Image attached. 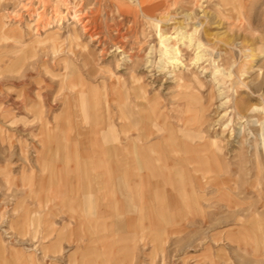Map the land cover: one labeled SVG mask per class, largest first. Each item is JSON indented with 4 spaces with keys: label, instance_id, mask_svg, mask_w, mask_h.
<instances>
[{
    "label": "rangeland",
    "instance_id": "374dc122",
    "mask_svg": "<svg viewBox=\"0 0 264 264\" xmlns=\"http://www.w3.org/2000/svg\"><path fill=\"white\" fill-rule=\"evenodd\" d=\"M0 31V264H264V0H0ZM79 76L94 96L77 98ZM129 107L153 131L142 145H214L224 162L191 172L196 220L158 245L146 209L92 170V141L111 147L109 123L123 137ZM81 131L90 142H73Z\"/></svg>",
    "mask_w": 264,
    "mask_h": 264
},
{
    "label": "bare ground",
    "instance_id": "6f19581e",
    "mask_svg": "<svg viewBox=\"0 0 264 264\" xmlns=\"http://www.w3.org/2000/svg\"><path fill=\"white\" fill-rule=\"evenodd\" d=\"M118 9L120 10L119 13L122 15H124L128 11V10H125V8H118ZM96 10H98V9H96ZM90 15L94 16L95 13H92ZM71 17H72V20H75V23H78V21L80 22L81 27H82V31L84 33H89V30H90L89 25L92 21V18L88 17V14L86 16V13H85V15L82 16L81 12L73 10V12H71ZM81 17H83V18H81ZM159 36H161V35H159ZM89 37H90L91 41H94L98 37V34H96V36H94V34L92 35V33H89ZM45 38L46 39L51 38L53 41V42L52 41L51 42H52V44H54V41L56 39V35L49 33L46 35ZM74 38L76 40V42H75L76 46L79 47V49H80L79 51L82 52V54H83V59H84L83 62L85 64L86 63L89 64L91 62H94L95 61L94 53L92 51H87V47L80 44L77 41L76 36H74ZM46 39H44V40H46ZM161 45L165 49L166 45L163 41H161ZM52 51H53V48H52ZM117 52H121V50L119 49V50H117ZM171 61L172 62H169V63H174V61H176L173 56H172ZM108 73H110L109 70H108ZM111 77H112V75H111ZM117 77H119V76H117ZM139 78H141V77H139ZM139 78L134 77L132 79L131 83L133 82L138 87L136 86L135 89L133 87L132 90H129L130 93H133L136 95L139 93V94L143 95V91L139 88V87H141V86H139L140 80H141V79L139 80ZM118 83H119V81H118ZM76 86H77V88L75 90V92H76L75 95H77L78 99L79 98L83 99L84 97H87V96L92 97L95 94V91L92 88L87 90V91L84 90V88L82 87L83 86V80H82L81 76H79L77 78ZM71 88H74V87H71ZM139 94L136 97H141ZM142 98H143V96H142ZM136 100H138V99H136ZM141 105H142V102H141ZM131 108L132 107L126 108L125 111L122 113V120L124 119L123 121H126L125 127L123 126V130H124L123 133L125 134V136H128L129 133H131V132L136 134L135 137H133L132 141L130 140L128 147L125 150L126 159L124 161V164H125V171H126V180H127V184H128L127 187H129V191L131 193V195H130L131 199L130 200H133V201L137 202L138 204L145 206L148 209L147 213L152 218L151 219L152 220L151 229H153L151 234H149L148 237L150 238L152 243L154 242L156 245H158L162 242V238L164 237V234H163V229H161V225L158 226L159 222H157V219H155V217H158L160 215H164V213L168 214L169 211L173 212L175 210L174 211L175 215H177L176 217H178V220L179 221L181 220V222L188 221L190 219H194V216H196V213L199 211L198 208H199L200 197H198L194 191V181H193V176L191 175V172L195 173V171H199V170L203 171V168H202L203 164L204 165L206 164L207 169L209 166L212 168L221 169L224 167V162L221 159V152L218 149L213 148L214 145L213 146L210 145V147L201 146L200 150H201V152L204 153V156H202L201 158H197L196 156L194 157L191 155L194 152H196L195 149H192V150L187 149L188 155H184V154L179 153L178 156L174 155L173 157L169 158L170 160L169 159H162L161 160V158L152 157L150 155L145 154L146 152L144 150H141L136 145V143L139 140L142 141L144 139L143 134L145 133V130L148 129L149 125L142 122L138 116H133L131 111H130ZM148 108H149V110L151 109L150 107H148ZM142 112H144V111H142ZM143 115H144V113H143ZM109 125H110L109 126V129H110V134H109L110 137L109 138L112 141L115 140V142H118L114 127L111 125V123H109ZM147 131H149V129ZM150 131H151V129H150ZM170 132H171V130H170ZM151 133H153V131H151ZM151 133H149V134L151 135ZM79 140H80V138H79ZM115 149L116 148H114V150H112L111 152L115 153ZM158 160H160V165L156 166L155 163ZM121 161L123 162V160L121 158H118V157L114 158V159L112 158L110 161V164H108V165L109 166H116L117 167L116 171L119 172L121 170L120 169L121 166H119ZM201 165H202V167H200ZM160 166L163 168V171L160 169ZM196 184H197V182H196ZM206 186H207V184H206ZM201 188L202 187H200V189ZM181 228L183 229V226H181ZM155 232H157V233H155Z\"/></svg>",
    "mask_w": 264,
    "mask_h": 264
},
{
    "label": "crops",
    "instance_id": "0c3cea01",
    "mask_svg": "<svg viewBox=\"0 0 264 264\" xmlns=\"http://www.w3.org/2000/svg\"><path fill=\"white\" fill-rule=\"evenodd\" d=\"M111 125L114 127V129H115V124L113 123H111ZM109 126L110 125H108V131H109V134H110V129H109ZM124 126V125H123ZM85 132H80L79 133V135H80V137L79 136H77V138H75L74 140H73V142L75 141V142H77V143H79V144H84V143H87V142H90V140H86V135L84 134ZM108 134V136H107V139H105V140H107L108 141V143H110L111 144V147L110 148H107V149H104V142H102L101 140H94V141H92V145L94 146V147H96L97 148V155H98V157H96L97 159L94 161V164H93V168H92V170H95V171H97V177H102L104 180H103V183H101L100 184V187H102L103 189L104 188H110V187H113V188H115V187H117V188H121V187H126V189H127V193H128V198H129V200L131 199L130 198V195H131V193H130V191H129V187H127L128 186V184H127V180H126V171H125V164H124V161H125V159H126V152H125V150L127 149V147H128V144L130 143V141H127V142H125V144L123 145L122 144V140L124 139V137H126L125 135L123 136V137H119V135L115 132V134H116V136H117V139H118V142H115V140L114 141H112L109 137H110V135ZM135 134V133H134ZM146 130H145V133L143 134V140L142 141H138L137 143H136V145L141 149V150H144L146 153L145 154H147V155H150V156H152V157H158V158H161V160L162 159H169V158H171V157H173L174 155L175 156H178V154L177 153H172V152H169L170 150L166 147V150H167V152L166 151H164V153H163V149H162V144L159 142H154V143H152V144H150V145H146V146H144V145H142V142H144L145 140H146ZM83 135V136H82ZM136 135V134H135ZM82 136V137H81ZM80 138V140H79V138ZM133 137H135V136H133ZM133 137H132V139H133ZM81 138H83L84 139V141L83 140H81ZM132 139H131V141H132ZM114 148H116L115 149V153H112L111 151L112 150H114ZM172 151V150H171ZM114 154V155H113ZM116 156V157H115ZM121 158L122 160H123V162L121 161L120 162V165L119 166H121V170L118 172V171H116V166H109L108 164H110V161H111V159L113 158ZM108 160V161H107ZM170 160V159H169ZM109 162V163H108ZM169 162V161H168ZM167 162V163H168ZM170 163V162H169ZM168 163V164H169ZM155 165L157 166H159L160 165V160H158L156 163H155ZM160 169L163 171V168L160 166ZM82 172V171H81ZM83 172H84V170H83ZM85 172H86V170H85ZM86 174V173H85ZM192 175V174H191ZM85 177V176H84ZM107 180H111V186H110V181H107ZM193 181H194V191H195V193H196V195L198 196V197H200V201H202V196H199V194H197V186H196V184H195V179H194V177H193ZM109 184V185H108ZM88 195V194H87ZM200 201H199V203H200ZM88 202V204H93V202L92 201H87ZM92 202V203H91ZM130 202L132 203V202H134L135 204H137V205H139V206H142V208H144V209H146V216H145V218H149V224H148V228H149V234H150V232H152V230L153 229H151V225H152V218H151V216H149V214L147 213V211H148V209L145 207V206H143V205H141V204H138L137 202H135V201H133V200H130ZM98 203V201H95V204H97ZM98 205V204H97ZM100 205H102V204H100ZM108 207V209L109 210H107V212L105 213V212H100V215H98V216H100V217H102V218H106V217H108V212L109 213H116V212H119V210L123 207V205H121V203H119V202H115V203H111L110 204V206H107ZM199 209V208H198ZM71 210H73V207H71ZM94 210H95V208H94ZM200 210V209H199ZM175 211V210H174ZM172 212V211H169V213L168 214H166V213H164V215H160V216H158V217H155V219H157V222H159L160 224L159 225H161V223H162V226H161V229H163V234L165 233V231L168 229V225L170 224V223H172V222H177L179 225L178 226H181L182 224H183V226H185V224H187V223H189V222H193L194 220H196V216H194V219H192V220H188V221H183V222H181V220L179 221L178 220V217H176L177 215H175V212ZM199 212V211H198ZM198 212L196 213V215L198 214ZM172 213V214H171ZM170 214V215H169ZM97 217V216H96ZM89 219L91 220L92 219V214H89ZM88 219V220H89ZM160 219H162V220H160ZM169 220V221H168ZM108 227H107V225L105 224V223H102V225H101V228L99 229V231L100 230H102V231H107L108 229H107ZM51 229V230H50ZM49 229V235L50 234H52V232H54V231H56V234H58L59 233V235L61 234V232H62V229L63 228H57V227H54V226H51V228ZM155 233H157V232H155ZM149 234L148 235H146V238L147 239H149ZM87 235H88V237L90 238V233H87ZM105 235V234H104ZM107 235H105V237H106ZM58 238L56 239V242H60L61 241V239H62V237L63 236H57ZM63 238H65V237H63ZM101 238V237H100ZM141 239V241L142 240H144L145 239V237L143 238V237H141L140 238ZM90 240H91V242H92V240H93V238L91 239L90 238ZM98 240H99V238H94V240H93V242L95 241V242H98ZM90 252H91V250H90ZM106 254H109L110 252H108V251H104Z\"/></svg>",
    "mask_w": 264,
    "mask_h": 264
}]
</instances>
